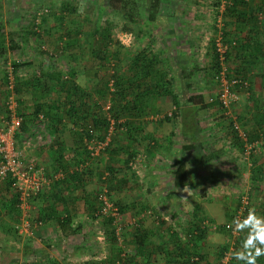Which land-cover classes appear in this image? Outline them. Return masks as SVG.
Returning <instances> with one entry per match:
<instances>
[{
	"label": "crops",
	"instance_id": "0c3cea01",
	"mask_svg": "<svg viewBox=\"0 0 264 264\" xmlns=\"http://www.w3.org/2000/svg\"><path fill=\"white\" fill-rule=\"evenodd\" d=\"M260 12L256 10L253 13L251 9L239 10L236 11L239 15L227 17L229 27L226 35L234 45L228 52V58L232 62L233 73L244 76L246 72L247 78L243 77L246 80L255 78L258 69L264 70V54L257 45L259 43H257L256 36L252 34V31L260 27V22L255 20L254 25L249 21L251 15H259ZM198 17H205V15L197 10L186 12L166 10L161 11L157 16V18H187V20H166L165 25L160 28L158 41L146 47V52L149 51L155 63L151 62L153 67L148 68L149 75L143 78L146 82L144 88L148 95L153 94L154 98L164 94L169 95L171 99V95H175L179 105L173 106L170 100L166 107L151 104L149 108L147 107V111L143 108L142 114L129 115L127 127L121 125L120 134L115 138L118 140L117 143L128 145L134 152L136 151L135 146L140 144L145 146L143 156L148 167L143 173L144 205H131L130 202L129 205L122 206L126 209L123 215L143 210L140 213H145V217L138 228L143 237L138 240L139 235H135V229L125 231L123 229L121 243L109 240L106 232L108 228L104 219L99 216L92 217L91 213L98 190L96 172L90 170L89 173H79L80 175L74 177L71 169L76 168L77 165L70 163H78L79 156L61 153L60 156L64 158L58 160L69 163L68 174L63 175V178L57 181L58 184L54 185L52 182L41 194L29 200L27 216L33 222H40L34 228L31 237H23L15 232V223L10 220V216L13 211L18 219L17 215H20V211L19 209L11 211L7 205H4L9 199V193L3 191L4 199L1 206L2 211L5 212L0 215V264L16 262H24V264H114L116 260H122L123 264H180L186 255L192 253L200 257V264H212L210 249L201 247L207 233L199 241L195 238V231L192 229L197 224L208 226L209 223L222 224L224 222L227 216V205H222V197L218 196L219 186L221 187L218 179L226 176L229 170H233L231 175L239 173L238 175H248L249 178L252 174L253 162L262 153L257 152L253 155L248 164L241 159L239 143L233 137L232 132H228L227 127H224L227 129L225 132L221 131L223 130L221 123H216L218 127L215 125L214 129L205 127L208 131L206 136L202 137L203 134L197 132L200 130L197 123L194 124L190 120V115L196 114L194 112L196 106L185 102L184 86H190L195 82L196 74L199 72L196 70L197 66H200L199 61L196 60L197 54H190L187 50L195 44V40L190 36V30L195 29V26L200 23L196 21ZM180 23L182 31L183 28L187 29L185 33L181 31L183 35L177 33L176 26ZM202 51L207 52L206 48ZM203 53H198L199 57L203 56ZM131 55L128 56L129 64L133 56ZM203 63L208 65L209 55ZM164 67H168L167 72L163 71ZM157 70L163 72L162 77L155 74ZM154 80L161 86H165L167 92L157 93L156 89H153ZM193 93V91L190 92L191 95ZM183 111L188 113L187 122H184ZM154 113H160L161 119L154 122L146 121V115ZM261 113L260 123L259 120L253 119V123L258 126L256 137L259 139L264 137V122L261 121L264 119V109ZM164 115L170 116L163 118ZM209 126L212 127L214 124H209ZM25 128L27 130V126ZM48 135L51 136L52 142L53 135L50 133ZM61 140L66 148L67 142L62 137ZM29 150L30 148L28 153ZM36 152H38V159L33 157L37 164H42L46 173L56 170V167L53 168L57 153L55 145H39L36 147ZM139 155L140 153L136 151L133 158L128 160V166L134 165ZM105 158L110 161V165H113L112 161L116 160L107 155ZM180 161L184 164L182 171L186 183L174 186L172 174L176 163ZM259 164L263 166L264 161L254 164L256 170H259V175L264 176V169H261ZM243 165L247 168L244 169ZM87 167L91 169L90 164ZM202 168L207 170V176L202 173L203 177L199 178L197 174L201 173ZM212 180L215 182L213 187ZM216 183H218L217 186ZM186 186L191 190L190 193L178 191ZM201 188L208 189L205 194H210L212 202L203 203L205 205H183L188 204V201ZM135 190L136 188H132L134 195ZM171 194L175 196L174 204L162 205L163 196L170 197ZM237 194L238 192L236 196ZM214 196L219 197L220 201L215 203L214 201L217 200L211 198ZM207 221H209L208 224ZM60 222L63 224L61 225ZM211 250L213 252V249Z\"/></svg>",
	"mask_w": 264,
	"mask_h": 264
},
{
	"label": "rangeland",
	"instance_id": "374dc122",
	"mask_svg": "<svg viewBox=\"0 0 264 264\" xmlns=\"http://www.w3.org/2000/svg\"><path fill=\"white\" fill-rule=\"evenodd\" d=\"M62 1L68 2V4H70L74 10L72 12L61 11L60 4ZM124 1L125 0H0V33H2L0 45L2 43L4 47V53L0 55V119L4 114H6L4 104V98L6 96L4 69H6L7 61L22 63L16 70L14 83L15 81H17V83H25L26 88L29 90L27 89L26 92L24 91V93H19L16 95V111L19 115H26V117H23L22 119H26L25 121L27 122V130L25 129L24 131L19 132L18 136L15 134V144L16 146H19L21 140L29 137L31 143L33 145L35 144L34 147H30L29 153V148L27 149V153L29 155L35 156L38 159L36 147L44 144H52L51 136L48 135V132L45 130L47 119L44 117L39 119L38 116L36 119H33L28 114H26L31 111L34 101L38 100V102H48L49 99L54 97L52 96L54 94L52 81L46 72L48 73L58 69L61 76L64 77L67 75V70L69 67L72 68L74 73V81L81 88L92 94L94 101L101 105L100 111L103 112L107 108L108 91H106V95L102 96L103 82L105 79L110 77L109 74L113 70H117L118 72L126 71L129 61V55L127 56L120 54L118 55V63L116 64L114 62V56H112V54L115 53L114 51L118 50L120 53L124 52L129 45V34L124 31L122 27L123 25L126 27H132V25L125 22L122 19V16L118 14V10L123 9L126 5ZM137 1V5L140 6V9L143 10V13L145 11L147 0ZM234 2V0H200L195 3L181 0H172L169 2L170 7L168 11H170L171 8V11L181 12L197 10L201 11V13L205 15V17H198L196 21L200 23L195 26V29L190 30V36L195 40V44L190 48L183 47L185 49L187 48L188 53L197 54L196 60H198L200 64V66H197L196 69L197 71L199 70V72L196 74L197 79L195 82L190 84V86H184V96L186 98L185 102H189V105L193 104L196 106V108H194V112H196L195 115L196 119L198 120L197 125L199 126L198 129H200L197 132L203 134L202 137H205V134L208 131L205 129V127L214 129L215 125L218 127L217 125L219 123L222 124L221 129L223 128L221 131L225 132L227 130L225 128L227 127L229 132V119L225 117V115L222 113L223 110L216 103L217 82L214 68H212L211 65V41L217 36H220V32L222 31L223 27L227 33V29L229 27V25H227L229 22L227 17L239 15L236 13V11H245L250 9L253 11V13L256 10L261 12L264 11V0H245V4ZM42 13L43 16L39 19L38 17L40 14L42 15ZM257 16L258 15H256V17ZM32 17L34 18L33 23L31 24L30 22L32 21ZM199 18L200 20H198ZM257 19L260 22V27H257L256 30L252 31V34L256 36L258 41L257 43L262 45L260 48L262 49V54H264V16L262 15ZM166 20L185 21L187 18H157L158 29L154 31L155 33L153 35L154 38L152 43L154 41H158L157 39L158 36H160L161 31L160 28L165 25ZM201 20L204 21V23ZM105 21H108L110 26V41L106 49L109 52L111 59L109 60L110 64L103 65L100 68L97 65L98 63L92 60L90 49L93 47V34L96 33L95 35H97V33L101 31V28H103L105 25ZM176 27L178 28L177 33L179 32V35H183L187 30L185 28H183V31L181 30V23ZM32 30L33 32H31ZM227 40L229 41L226 42L229 44V52L231 47L234 45L233 41L229 37H227ZM11 44L14 45L13 48H10ZM146 44V42L142 43L140 46H138V49L140 47H144ZM147 46H149V44H147ZM205 48L207 52L203 53L202 50ZM198 53H203V56L199 57ZM207 55H209L208 65L203 63ZM231 65L232 62L229 60L227 55L225 61L226 69L229 75H234ZM164 68L165 69H163V71L167 72L168 67ZM155 74L162 77L163 72L161 70H157ZM244 74L245 75L243 77L247 78L246 72H244ZM198 76H200V78H198ZM255 76L256 77H252L251 80L242 78L247 81V86L245 88L238 87L235 89L238 99L237 102L230 108V112L232 115L237 117L241 128L245 130L248 138L252 141L257 139L254 137L256 136L255 132H257L256 129L258 127L253 123V119L259 120L260 123L261 111L264 109V70L258 69ZM37 77L40 79V82H32V80ZM29 81L32 82V84H30ZM109 81L108 85L110 84ZM44 87L46 88V92L42 93ZM96 90L101 92H96ZM191 91L194 92L193 95H191L192 93L190 94ZM17 98H19V103ZM170 100L171 99H169V95L163 94L159 95L157 98H154L153 94L148 95L147 93L145 97L146 104L144 108H146L147 111V107L149 108L151 104H157L161 105L162 107H166ZM172 110L174 111L176 109ZM185 112L183 113L184 120L187 118V111ZM160 115V113L146 115V121L154 122L158 119L160 120ZM31 119L32 121H30ZM121 121L122 119L120 118L118 122L121 123ZM212 123L214 126L210 127L209 124ZM61 124L64 125L61 127L62 136L60 137H62V139L67 142L66 148L62 153L65 155L68 153L75 154L72 151L73 145L71 135L73 131L71 129V124L66 118H62ZM118 127L113 128L112 126V129L109 133L110 137H112V145L114 148L118 145V140L115 139L118 137L117 135L120 134ZM112 133L114 135H112ZM35 135H39L40 139L35 138ZM262 142L263 147L264 137ZM135 149L138 153H140L141 156L139 155L138 159H136V163L131 167L128 166L127 162H125L126 157L123 152L120 151L117 154H114L105 150L103 151L101 148L97 150V158L95 157V161L89 162L91 170L96 172V175L99 172H106L104 171L106 167H111L112 173H109V176H111L109 178L112 180V182L111 185L109 184V189L107 191L109 192L110 197L114 201L115 205L121 209V222L125 223V226L123 225L124 231L127 229H133L132 226L127 223L128 220L136 218L137 215L143 210L140 212L136 210L137 212L132 211L129 212V214L123 215L126 213V209L122 206L124 204L129 205L130 202L131 205H144L143 203L145 201L143 194L145 190L143 173H145L146 167H148L145 163L146 159L143 156L145 146L140 144L135 146ZM262 153L263 154L256 158L255 162H253L252 174L249 178L248 175H238L239 173L231 175L233 170H229L226 176L221 177L222 180H220L221 178L218 179L221 185V187L219 186L218 189L220 192H217L218 196L220 197L221 195L222 197L221 204L227 205V216L224 221L230 219L231 214L237 205V196L239 192L244 189L248 190L249 202L247 210L250 207H255L257 214L264 216V176H260L259 170L257 171L254 167V164L256 165L258 162L264 161V147ZM105 155H110L116 159L112 161L113 165H110V161L105 158ZM57 161L58 158H56V160L53 162V168L56 167L68 170L69 163L62 161V163L60 162L61 164H58ZM70 164L77 165L78 163L72 162ZM39 165L42 166L41 163H39ZM259 166L261 169H264V165L261 166V164H259ZM243 167L244 169L247 168V166L244 165ZM206 171V169H203L200 174H197L199 175L198 177L202 178L203 175L207 176ZM240 171L242 172V170ZM97 180H100V178H97ZM133 182L135 184H133ZM211 182L213 187L215 182L214 180ZM217 184L218 183H216V186ZM99 185L100 182L98 183V186ZM1 186L2 182H0V215L4 214L5 212L2 211L3 207L1 206L2 200L4 199V193ZM132 188H136L134 192L135 195L132 192ZM206 191H208V189L206 190L201 188V190H197L194 197L188 201V204L183 205H205L203 203L212 202L210 199V194H205ZM237 192L238 194L236 196ZM163 197L164 199H162V205H171L172 203L174 204L175 196H173V194H171L170 197ZM219 197L216 198L214 196L211 198L217 200L214 201L216 203L220 201ZM186 199L187 198H185V200ZM247 210L244 216H246ZM101 218L103 219V217ZM143 219L144 217L140 218L138 223L140 224ZM10 220L13 223H16L17 221L13 211L10 216ZM209 224V228H207L208 226L205 227L206 231L204 234L207 233V236L204 237L201 247L210 249L209 252L211 254L210 258L213 261L212 264H216L223 248H228L230 246L232 248V253L234 249H238L240 247V242L244 234L241 233L236 237H231L230 234L221 229V223ZM212 226H216V229H212ZM119 237L120 238L117 241L121 243L123 238L122 234H120ZM211 249H213V252ZM229 264H239V262L230 257ZM257 264H264V257L259 258Z\"/></svg>",
	"mask_w": 264,
	"mask_h": 264
},
{
	"label": "trees",
	"instance_id": "16d2710c",
	"mask_svg": "<svg viewBox=\"0 0 264 264\" xmlns=\"http://www.w3.org/2000/svg\"><path fill=\"white\" fill-rule=\"evenodd\" d=\"M170 1L172 0H147L146 2L147 4L145 5V11L142 13L143 10H141L140 6L137 5L138 4L137 0H125L124 1L126 3L125 7L123 9L118 10V14L122 16V19L125 22L131 24L132 27H129V26L126 27L125 25H123L122 29L129 34V39H130L129 45L125 49L124 52L120 53V51L117 50V51H114L115 53H113L112 56H114V59H115L114 62L116 64L118 63V55L120 54L127 55V56L129 54H132L133 56L131 55L132 56L131 62L130 64L128 62V65L126 68L127 70L123 71L124 73L118 72L117 70H113L109 74L110 77L105 79L103 82L102 96L106 95V91H108V105H107V108L105 109L106 111L104 110L103 112H101L100 111L101 105L97 103L96 101H94L92 94L88 92L87 90L81 88L74 81L73 79L74 73H73L72 68L69 67V69L67 70V75H65L64 77L61 76V74L59 73L60 71L58 69L56 71H52L48 73L46 72V74H48V77L51 78L52 87L54 89L53 90L54 94L52 96H54L55 98L53 97L49 99L48 102L47 101L38 102V100L34 101V103L32 104L31 111H29L26 114H28L33 119H36L38 114H41L42 117L47 119V123L45 124V130L48 133L53 135V140H52L51 145L52 146L55 145V151L57 152L56 158L58 159L59 158L62 159L60 155L65 149L64 143L62 142L61 137H60L62 133V129L60 130V127L64 125V124H61V121H62V118L64 119L66 118L68 120V122L71 124V129L73 131L71 135L73 152L76 154V156H79L77 167L71 169V174H73L74 177L80 174H83V173H89L91 169L87 166H89L90 161H95V157L97 156V154L96 155L91 154V150L86 147V142L89 139H93L97 141L98 140L104 141V139L106 138L108 134L110 120L112 122L113 128H116L118 126L120 127L121 125L127 127V124H128L127 118L129 115L136 116V115L143 113V108L145 106V97L148 93L146 89L144 88V86L146 85V82H144L143 78L149 75L150 70L148 68L153 67L151 65L152 64L151 62H154V58H152V55L149 54V51L148 53L146 52V47H148L147 44H149L150 46V44L153 41V35L155 33L154 31L158 29V25L156 22L157 16L161 13V11L165 12L166 10L169 9ZM181 1H188L191 3H195L198 0H181ZM234 1H235L234 3L245 4V0H234ZM60 10L72 12L74 9L70 4H68V2L62 1V3L60 4ZM42 16H43V13L42 15L40 14L38 18L40 19ZM33 18L34 17H32V21L30 22L31 24L33 23ZM250 19L249 21L251 22V24H254V25H255V20H258L256 15L254 16L251 15ZM109 27H110L109 22L105 21V25L103 26V28H101V31H99L97 35H95L96 33L93 34V37H92L93 47L90 49V55L92 57V60L97 62L98 63L97 65L100 68L103 65L110 64L109 60L111 58L109 56V52L106 49L110 41ZM31 32H33V30ZM226 34L227 33L225 32L224 27H223L222 31L220 32V37H221V40L225 43L229 42L227 40ZM1 35L2 33H0V41H1ZM248 39L251 40L250 38ZM145 42L147 43L145 45V48L140 47L138 49V46H140L142 43H145ZM211 44H212L211 65H212V68H214V72L216 73L218 70V60H217L216 53L214 50V40L213 39L211 41ZM257 45L259 48L261 47L260 44H257ZM13 47L14 45L11 44L10 48H13ZM3 49L4 47H3V44L1 43L0 55L4 53ZM227 55H228V50L226 52V58H227ZM10 64L12 67L13 76L15 78L16 70L22 63L10 61ZM6 74H7L6 70L4 69L5 80H6ZM233 76L236 78H240V79L243 78V76H239L237 74H234ZM39 80L40 79H38L37 77L33 79L32 82H40ZM108 81L110 82L109 85H108ZM32 82H30V84H32ZM24 86H25V89H24ZM33 86H32V89H33ZM153 87L154 89H156L157 93H160V91L162 93L167 92V89L165 88V86L163 85L161 86L156 80L153 81ZM14 89L16 93L19 94V93H24V91L26 92L28 88H26L25 83H17V81H15ZM45 92H46V88L44 87L42 93H45ZM96 92H101V91L96 90ZM5 93L7 94V91H5ZM17 99L19 103L20 102L19 98ZM171 101H172L173 106L179 105V102L177 98L175 97V95H171ZM216 103L218 104L217 101ZM21 116L22 118L26 117V115H21ZM182 116H184V114ZM168 117L169 116L167 115L163 116V118H168ZM120 118L122 119L121 123L118 122ZM260 118L262 119V117ZM25 120L26 119L21 120L19 131L16 133V136L19 135V132H22L26 129L25 126L27 122ZM190 120L194 122V124L198 122V120L196 119L195 113L190 115ZM30 121H32V119ZM187 121H188V113H187V118L186 120H184V122H187ZM255 134L257 136L256 132ZM256 136L254 137L255 139L258 138ZM233 137L236 139V141H238L235 134H233ZM112 142H113L112 137H110V134H109L108 141L106 142L102 150L103 151L105 150L107 152H111L114 154H117L120 151L123 152L126 157L125 162H129L128 160L129 159L131 160L133 158L135 152L132 151L128 145L118 143V145L114 148V146L112 145ZM238 143L240 146L239 141ZM239 148L241 149V147ZM107 156L110 157L109 155ZM57 162L58 164L62 163L61 160H58ZM87 162L88 164L86 165ZM183 167H184V164L181 161L177 162L175 165V169L173 170V174H172L174 186H181L186 183L185 179L183 178V171H182ZM55 169L62 171L64 176L68 174V170L65 171L64 169H61V168H55ZM104 171L106 172L97 173L98 178H100V180H98V183L100 182V185L98 186L97 193L94 197V202H93L94 205H92L93 208H92L91 213H92V217H95V218L98 216L103 217L104 222L108 228L106 231L107 237L109 238L110 241H113V240L117 241L115 237V233H114V227L111 222L113 218L108 215L97 214L98 205H99V201L97 200V195L103 188L106 192L105 194L108 196V199L113 201L110 197L109 192L107 191L109 189V184L111 185V182H112V180H110L109 178L111 177L109 176V173H112V169L111 167H106ZM2 183L3 184L1 188L3 189V191H6L9 193V196H8L9 199L7 203L4 205H7L8 209L10 210L18 209L17 207L18 192L12 186L11 179L7 178L6 180L2 181ZM53 184L54 185L58 184V182L55 181ZM38 194H41V192H39ZM237 206H238V203L236 207ZM118 211L120 213L121 209L118 208ZM17 217L19 216L17 215ZM60 224L62 225L63 222H60ZM123 225L125 226V224L123 223L121 224L119 235L123 233ZM139 225L140 224L138 223V225L132 226V228L135 229V235L137 236L139 235L137 238L138 240L143 237L142 232H139L140 231L138 229ZM205 227H207V225L205 224H202V226H199L197 224L195 227H193L192 230L195 231L194 236L195 238H197V240L199 241L202 240L204 232L206 231ZM220 227L222 226L220 225ZM61 228L63 227L61 226ZM225 248H223L220 255L225 250ZM194 254L195 253L186 255V257L182 259V261H180V264H190V261H189L190 257ZM16 263H13V264H16ZM21 264H24V262Z\"/></svg>",
	"mask_w": 264,
	"mask_h": 264
},
{
	"label": "built area",
	"instance_id": "2783aa9c",
	"mask_svg": "<svg viewBox=\"0 0 264 264\" xmlns=\"http://www.w3.org/2000/svg\"><path fill=\"white\" fill-rule=\"evenodd\" d=\"M264 16V11L260 12L257 18ZM214 50L218 60V70L215 73L217 82L216 101L220 108L223 110V114L229 119V131L236 135V138L240 142V157L248 164L251 161L253 155L257 152L262 153V139L249 140L245 130L241 128L235 115L230 112L231 106H233L238 99L236 88H245L247 81L244 79L236 78L233 75H229L225 66L226 52L228 50V44L221 40L220 36L214 39ZM6 80L5 90L7 94L4 98L5 113L0 119V182L11 179L12 186L18 192V204L17 207L20 211L18 221L14 225V229L17 234L23 237H31L34 228L40 224L39 221H31L28 218L27 213L29 211L30 202L39 192H42L52 182L61 180L63 178L62 171L55 170L49 173L45 172V169L37 164L35 158L27 153V149L33 146L29 137L21 140L19 146L15 144V134L19 131L22 116L16 111V91L14 89V76L10 61H7L6 66ZM39 119L42 118L41 114H38ZM112 129V122L110 120L108 134L104 141L89 139L86 142V147L91 150V154L96 155L99 148H103L108 141L109 133ZM35 138L40 139L39 135H35ZM263 154V153H262ZM104 188L97 195L99 201L97 214L108 215L112 217V225L114 227V233L116 240H119V232L121 229L122 219L118 211L117 205L105 194ZM238 206L234 209L229 220L224 221L221 224V228L230 234L231 237H236V234L227 225L235 217H243L248 206V190H241L237 196ZM148 215V213H146ZM145 217V213H139L136 218L128 220L130 226L138 225V220ZM125 224V223H123ZM212 229H216V226H212ZM231 247L222 252L216 264H229L231 257ZM190 264H200V259L197 254L190 257ZM16 264H21L17 262ZM114 264H123V261L116 260Z\"/></svg>",
	"mask_w": 264,
	"mask_h": 264
},
{
	"label": "clouds",
	"instance_id": "9594fccd",
	"mask_svg": "<svg viewBox=\"0 0 264 264\" xmlns=\"http://www.w3.org/2000/svg\"><path fill=\"white\" fill-rule=\"evenodd\" d=\"M178 191L191 192L187 186ZM227 227L236 234H244L240 247L232 251L231 258L239 264H257L259 258L264 257V216L258 215L255 207H250L246 216L233 218Z\"/></svg>",
	"mask_w": 264,
	"mask_h": 264
}]
</instances>
